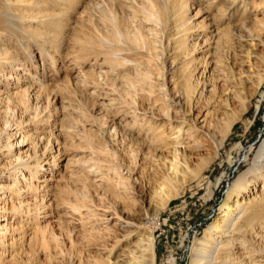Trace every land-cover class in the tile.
<instances>
[{
    "label": "rangeland",
    "instance_id": "374dc122",
    "mask_svg": "<svg viewBox=\"0 0 264 264\" xmlns=\"http://www.w3.org/2000/svg\"><path fill=\"white\" fill-rule=\"evenodd\" d=\"M184 1L0 0V185L40 165L0 264H195L263 193L264 0ZM255 226L228 264H264Z\"/></svg>",
    "mask_w": 264,
    "mask_h": 264
},
{
    "label": "bare ground",
    "instance_id": "6f19581e",
    "mask_svg": "<svg viewBox=\"0 0 264 264\" xmlns=\"http://www.w3.org/2000/svg\"><path fill=\"white\" fill-rule=\"evenodd\" d=\"M229 1L231 3H236L238 0H229ZM175 3H176V7L179 5H182L180 2H178V0H175ZM175 3H174V6H175ZM184 3H189V1L186 0L184 1ZM180 8H182V6ZM183 10H184V7H183ZM152 16L156 17L155 13H152ZM156 21L159 22L157 17H156ZM154 30L155 28L153 29L152 27H148V31H154ZM132 33L135 34V30ZM136 36L137 35H135V37ZM135 37L133 38L135 39ZM146 38L142 37L141 39L144 44L148 41ZM155 51H157V49ZM157 61H160L159 58L157 59ZM193 78H194V74L191 73L188 76L189 90L187 91V94L189 97H191V95L194 93L196 89L192 83ZM164 113L166 117L167 115L170 114L169 110L167 109L164 111ZM208 114L209 112L206 113V115ZM202 122H205V119ZM162 129H163L162 127L158 128V130H162ZM23 142H20V143H23ZM159 142H163V139L161 140L160 138ZM20 143L16 144L14 147H17V146L20 147L21 145ZM21 158L23 159V157H18L17 161H20ZM255 163H256V166L253 170L250 171V173H257V171L259 170L258 167L264 168L263 166L264 165V147L262 148L261 152H259ZM28 165L26 166L22 164L20 168L14 169V171L11 174V178H13V182H14L13 185H8V186L0 185V192L4 193L3 196H0V219H3V221H6L8 217L11 215L12 217H16L18 219L21 214L26 215V216H31L33 214L32 213L33 211L40 213L38 209L31 208L30 206L24 205L22 203V200L19 203L15 204V198H17L22 192V188L19 186V182L21 181L19 173H22L25 176V180L29 182V185L31 186H33L35 181L38 179L40 165L35 166L33 170H32V166L30 164ZM26 168L29 170V173H30L29 175L24 173ZM251 186H253V181L246 182V178H245L244 180H240L238 184H235L233 186L232 192L237 193V195H239L240 191H245V192L250 191ZM45 207L46 205L44 206V208ZM226 209L227 210L224 213L223 217H221L219 220H217L213 225H211L208 228L209 236H206L203 250L197 255L195 264H228L229 263L231 259V254L228 248L226 246L220 245L222 244L220 242H219L220 244L215 243L216 236H218L220 233L222 234L224 238L230 237L231 234L233 233L235 236H238V237L241 236V238L246 237L247 235H254L255 237L260 238L258 241L259 245H261V243L263 242L261 237H259V234L257 232V228L255 225L257 221H259L260 219H264V191L262 194L253 196L251 199L245 198V201H242L240 203L238 199H235L233 204H228ZM229 217L230 219H228ZM10 222H15V221L10 219ZM10 222L7 223V225H3L0 227V248L2 247L1 242L5 241L7 233L12 231L11 225H9ZM213 250H216L215 256L211 255ZM2 254L0 252V255ZM249 257L250 256H248V258ZM136 264H139V262H137ZM242 264H245V263H242Z\"/></svg>",
    "mask_w": 264,
    "mask_h": 264
}]
</instances>
